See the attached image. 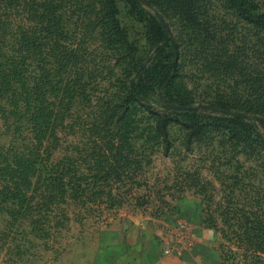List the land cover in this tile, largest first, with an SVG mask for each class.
Returning a JSON list of instances; mask_svg holds the SVG:
<instances>
[{"label":"rangeland","instance_id":"obj_1","mask_svg":"<svg viewBox=\"0 0 264 264\" xmlns=\"http://www.w3.org/2000/svg\"><path fill=\"white\" fill-rule=\"evenodd\" d=\"M42 1L58 80L75 85L35 149L44 180L0 208V264H200L194 247L206 264H264V18L249 19L264 0ZM14 139L0 116V146Z\"/></svg>","mask_w":264,"mask_h":264},{"label":"trees","instance_id":"obj_2","mask_svg":"<svg viewBox=\"0 0 264 264\" xmlns=\"http://www.w3.org/2000/svg\"><path fill=\"white\" fill-rule=\"evenodd\" d=\"M45 4L42 0H0V116L7 130L15 133V139L9 146H0V208L5 202L12 201L18 205L25 201L31 195L30 188L44 180L40 168L45 158L35 149L56 135L67 112H70V107L66 106L68 103H65L66 88L69 89L67 86L74 80L70 78L66 88L58 80L61 65L53 30L55 17L54 13L46 17ZM20 14H25L23 17L29 24H14L13 17ZM260 18H264V13L249 16L252 21ZM43 19L47 22L44 23ZM102 21L105 26L115 24L119 28L112 13L105 15ZM159 26L163 31L162 43H169L172 40L169 25L162 22ZM7 35L11 44L6 43ZM140 73L130 80L133 87L130 92L135 91L138 97L144 98L148 88L142 85L150 84L139 77ZM105 105L112 115L118 117L113 123L109 122V129L111 124L122 127L124 118L117 114L120 103ZM156 127L168 135V118L161 115ZM56 166L54 164L52 168ZM50 176L48 178L59 179L53 174Z\"/></svg>","mask_w":264,"mask_h":264},{"label":"crops","instance_id":"obj_3","mask_svg":"<svg viewBox=\"0 0 264 264\" xmlns=\"http://www.w3.org/2000/svg\"><path fill=\"white\" fill-rule=\"evenodd\" d=\"M196 248L194 247L192 250H191V252H193V253H195V252H197V250H195ZM193 253L191 254V256L193 257V259H195L198 263H200V264H202L201 262H203V264H206L205 263V261H200V259H196V257L193 255ZM172 260V259H171ZM174 261V260H173ZM195 261V262H196ZM178 262V261H177ZM159 264H176V262L174 261V263L173 262H169V261H163V263L161 262V263H159Z\"/></svg>","mask_w":264,"mask_h":264}]
</instances>
